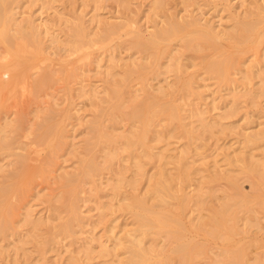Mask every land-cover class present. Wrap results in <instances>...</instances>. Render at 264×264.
Here are the masks:
<instances>
[{
  "label": "bare ground",
  "instance_id": "6f19581e",
  "mask_svg": "<svg viewBox=\"0 0 264 264\" xmlns=\"http://www.w3.org/2000/svg\"><path fill=\"white\" fill-rule=\"evenodd\" d=\"M24 1L25 0H0V44L4 45L6 48V53L0 56V58L3 57L5 59L7 55L17 56L14 62L0 64V103L6 95L5 93L8 90L7 87H11L12 90H17L18 84H26L28 86L27 91H29L30 96H32L38 89L40 91L41 87L50 86L54 81L58 80L56 77V80L53 81L55 78H52V72L51 75H46L48 71L46 74H42L40 77L38 76V79L37 77L31 79L30 76L26 75L30 69L40 68L46 61L45 59L37 58L39 54L44 53L47 49L43 38L45 32L52 36V44H58V46L63 44L64 48L59 47V49L65 50L69 54L82 52L84 49H89L92 45L100 46L109 39H112L114 35H122L123 33L129 38L122 41L119 45L120 47L125 45V47L133 49L136 52L149 51V54L154 55H157V52L161 50L160 44L170 42L173 39L184 41L185 48H197V50L204 48L220 50L229 43L237 46L236 50L238 53L223 57H212L207 61V72L211 76L218 78L222 84L232 85L234 90V100H230L229 98L223 99L225 100V108L222 113H219V118L210 115V109L219 108L215 102L216 97L210 102L212 108L202 109L199 107L200 101L203 100L205 96L204 93L196 90L194 81L192 80L184 84L185 92L182 97L180 99H172L171 101L160 102L158 98L161 99V95L154 94L147 89L151 86L148 83L147 85L144 84L136 87L128 91V94L133 93V101L124 99L122 104L110 113V125L108 127L111 130L107 131L102 145L104 161L101 163L97 158L93 159L87 171V182L93 184V189H99L97 184L98 179L96 177L105 174L106 170L114 171L113 165L118 162V159H121L120 157L123 156V152L125 151L129 153L128 157L133 162L134 173L131 177H127L124 174V170L121 169L117 171L119 175V177H116L117 179L110 177L113 191L111 199L113 200L114 198L121 197L120 195H122V193L119 192V189H121L123 185L131 186L133 189L138 188L140 181L142 182V179L147 173V162L143 159L144 155L149 156V158L157 157L160 160H165L150 175L148 187L142 195L127 193L121 197L122 203L124 202V205H121L122 207L126 209H133L136 207L139 209L134 216L133 227L125 229L123 235H118L116 229L119 226L112 225L110 229L112 235L108 236L107 240H103L102 235L99 237V248L96 249L91 245V243L97 239L95 233L97 226L108 216L107 211L108 208H110L108 207V203H113L110 201H98V216L95 218L92 215L89 218L92 227L91 230H89L90 234L88 240L82 245V250L80 251L71 248L76 241L80 239L78 234L80 235V233L84 231L87 222L86 219L88 220V217H86L82 211V206L71 200L67 202V195L70 193V187L78 175L77 172L68 171L63 174V181H61V184L57 181V183L60 184V190L53 194V196H48L49 199L47 198V200H45L55 212L53 215L49 216L37 215L35 209H33L32 206H28L30 205L29 202L26 201L28 202L26 203L24 201L27 199L28 196L26 197V195L30 191L29 185H26L24 181L29 171V159L26 155L21 152L18 153L20 156L17 154L16 161L19 164L16 162L14 163L17 164L15 166L21 167L15 169L16 171H14L13 168L12 170L14 172H10L11 174H8V170L7 176H4L6 180L4 182L2 181L3 183L0 185V238L20 236V228L22 226H27L30 227L28 233L29 237L32 235V237L37 239L40 235L35 233V228L37 229L38 226H46V233H48L46 235L47 238H43V236L37 239L39 240L38 242L42 244V248H40V264L48 263V253L56 250L57 245H60L68 239H70L68 243H64L63 246L67 248V257L69 260L78 259V254L82 252L91 259L94 252L98 251L99 253H104L105 256H119V264H174V259L176 257L181 258L183 264H190L194 247L189 238L184 234V231L187 229L186 226L183 224L181 218L173 213L172 208L177 207L183 212L193 203L195 209H200V211H202L205 208V202L213 193V188H207L206 183H204L205 179L199 182L197 193L190 194L187 191V187L193 184L194 172H196V169L198 170L195 165L196 159L192 160L189 156L192 148V141L200 136L203 137L204 132H211L212 134L217 127H222L223 130L236 127V125L226 124L223 121L229 118V116H233L232 114L235 113L234 109H236L238 103L237 97H241L240 99L243 98L242 100L246 102L251 101L252 104H257L258 101L264 97V86L258 89L257 87H251V83L255 78L260 79L261 77L262 80L260 79V81L264 82V77H262L264 74L262 69V63L264 62V54H262V47L264 45V27L262 28V24L264 23V16L254 18L253 13H245L243 15L239 13L233 15V23L231 26L217 28L215 22L211 23L209 20L204 23L201 18L195 15H191L187 19H179L173 14L168 18L166 25H157L150 32V35L146 36L142 28L134 25L135 22L132 20L126 19L125 21L115 22L104 20L98 12V8L89 20L90 25L96 23L97 29L95 31H91L86 25L85 16L77 14L73 20H71V18L65 20L66 24L70 25V33L62 40L60 33H55V31H53V33L50 32L51 25L61 22V16L59 20H51V25H47V23H43V20H40L43 19L42 15L19 19L18 15H20V12L18 9L22 7ZM34 1H42V8H50L55 0ZM96 1H98V3L101 2V0ZM118 1L123 6H128L127 4L130 3V0ZM162 3L163 0H155L152 10L156 11L158 6H161ZM257 8L258 14H264V6L257 4ZM155 14H157V12H155ZM43 24L46 30L41 28ZM252 36L254 38L252 42H249ZM246 43L248 44L247 46ZM167 50L168 47L165 48L164 52H169L168 55H171L172 52ZM250 51L253 52L256 59L252 60L254 64L245 71L243 80L240 82L236 75L243 72V68L249 58L246 54ZM88 55L86 57H91ZM131 57V61L125 63L126 68L119 72V58L110 55L109 63L105 70L107 76L106 85L102 89L107 93L109 100L115 99L121 90L127 86V79L131 75L145 70L153 64V62L149 60L145 62L144 57H133V55H131ZM182 60L181 57L176 58L172 56L169 63L164 66L165 71L181 72L183 68ZM99 61L100 60H98V64L100 63ZM194 64L198 65L199 63ZM162 65H164V63H162ZM20 67H23L25 72L23 76L18 79V76H13L11 73L18 70ZM100 67H102L101 64H99V68ZM73 72L75 71L70 72L68 75L64 74V72H61V75H59V72L57 76L62 77L59 78L60 80L66 79V77L76 78L80 76L79 73ZM48 74H50V72H48ZM119 74L122 75L121 79H117ZM53 76L55 77V75ZM48 81L49 83L52 81L50 85L47 84ZM117 85L121 86V88L117 87ZM98 88V85H89V87H87V85H82L81 89L83 96L88 99H93L92 105L97 108L100 107L99 103L95 101L100 91ZM163 91L167 90L164 86H159V94H168V92L165 94ZM243 91L245 92L242 93ZM23 93L22 91V94ZM141 93L145 94L143 101L139 100ZM54 104L58 105L56 103ZM125 104L132 106L133 111L124 110ZM55 105L52 103L47 108L42 105L44 109L39 107L37 108L38 110H36L38 118L41 117L43 112L45 114L43 121L38 122V128L35 132L38 135V142L40 144H45L47 141L51 142L50 158L48 161L46 158L48 163H46V168L44 166V168L38 167V170L46 177H51L50 175L54 171L55 164H57V158L61 155L60 152H65L66 148H70L72 143L69 142L70 135L66 133V128L57 132L55 126L51 123L54 112H56ZM157 106H159L157 111L151 110ZM79 111L80 109L75 113L78 114L80 113ZM182 112H186L187 114L184 116ZM20 113H22V111ZM23 114H21V116ZM101 116L102 112L89 120L92 128H97ZM163 117L167 118V123L164 128L154 131L152 126L157 127ZM193 118L197 120L195 121ZM186 119H189V121L186 122ZM17 120H7L4 124H0V150L3 153H8L13 148V142L10 140L12 138L9 137V133L14 131V128H18L20 120H18V122ZM122 121H128L131 127V129L128 128L127 134L113 131V129L116 130L119 127L118 125ZM199 128L203 129V135L202 132L198 134L197 130ZM246 129H249V127ZM205 135L203 139L206 138ZM167 136H176V138L186 137L187 148H175L176 153H168L167 151H170V148L168 150H157L160 148L151 144L155 138L161 140ZM96 138L97 137H95V140ZM243 138L244 139H239L241 146L230 145L226 151L224 150L222 159L232 166V171L244 173L246 178L252 181L255 190L254 193L247 194L242 191L241 182L240 179L236 177V173L222 175L221 177L227 181L232 193L226 192L221 201V205L219 204L220 206L215 207L211 210L210 214H208L207 222L205 221L206 215L202 212H199V214L192 219L194 221L196 220L193 226L204 229L207 234L215 238L224 237L225 239H231L233 234L239 233L240 226L238 222L240 219H245L246 223L252 222L253 220L258 221L257 218L252 216L253 213L250 214L253 207L249 206V202L254 199L256 202L260 200L264 203V158L254 159L256 156L254 150L264 145V128L245 131L243 133ZM93 143L94 138L89 137L86 141L85 146H87V148L85 147V149H91ZM205 145L206 144H203V147L201 144L196 146L198 154H204L203 149L206 150ZM230 149H233L235 154H233ZM66 151L69 150L67 149ZM121 153L122 156H120ZM172 161L176 163L174 170L168 168V164ZM214 163L217 165L220 163V160L216 158ZM4 166L5 165L0 166V169L4 170ZM213 181L214 179L212 182ZM84 191L83 189L82 192ZM13 193L16 194V198L10 200L9 198ZM100 197L97 196L98 199ZM82 199L85 200V202L89 200L88 198ZM21 207L25 208L24 212H20ZM62 207L63 209L66 207L69 213L68 219H66L65 222H61L63 219L62 215L56 216L57 213L64 212V210L61 209ZM242 210L245 214L243 217L239 215V212ZM56 219L58 223H54ZM233 220L234 223L230 224ZM162 235H166L171 239L170 243L172 246L170 254L167 256L163 254L166 245L165 247L162 246L161 249H158L155 243L148 245L150 240H157L158 237ZM75 237H77L78 240ZM19 241L23 243V246L15 248L16 256H14V258L16 261H18L17 257L21 252L20 250H23L21 252V254L24 252L23 256L28 255V249L24 246L29 241ZM108 241H112L113 246L109 245ZM3 250L4 249L0 247V251L3 252ZM120 255H122V257H120ZM221 255L223 258L216 261L215 264H253L247 257L245 248L242 247H226L222 250ZM26 257L25 260L28 262V256ZM254 261L260 263L261 259L257 257ZM104 264L113 263L107 261Z\"/></svg>",
  "mask_w": 264,
  "mask_h": 264
},
{
  "label": "rangeland",
  "instance_id": "374dc122",
  "mask_svg": "<svg viewBox=\"0 0 264 264\" xmlns=\"http://www.w3.org/2000/svg\"><path fill=\"white\" fill-rule=\"evenodd\" d=\"M25 1L23 2L22 7L18 9L20 12V15H18L19 19L42 15L43 19L40 20H43V23H47V25H51V20H59V17L61 16V22L51 25L50 32L53 33V31H55V33H60L62 40H64L70 33V25L66 24L65 20L67 18H71V20H73L77 14H82L85 16L84 19L86 21V25L91 31H95L97 29L96 23H92L90 25L89 20L95 13V10H98V8V12L101 14V17L104 20L111 22L125 21L126 19L132 20L135 22L134 25L140 26L142 28L146 36H149L150 32L157 25H166L168 18L173 14L179 19H187L191 15H195L201 18L204 23L209 20L211 23L215 22L217 28L231 26L233 23V15L239 13L242 15L245 13H253L254 18H260L264 16L263 13L258 14L257 8V4L264 6V0H163L162 5L158 6L156 11L152 10L155 0H130V3H128V1V4L126 3L128 6H123L118 0H101L100 3H98L96 0H55L56 2L53 1L50 8H42V1ZM155 12H157V14H155ZM263 27L264 23L262 24V28ZM41 28L45 29L46 27L43 24ZM43 38L47 49L44 53L39 54L37 58L45 59L46 61L41 65L40 68L30 69L26 75L30 76L31 79L36 77L38 79V76L40 77V75L42 76V74H46L48 71L50 74L47 72L46 75H51L52 72V78H55L53 81L56 80V77L58 80L54 81L52 84V81H50V83L48 81L47 84H51V87L43 86L44 88L41 87L40 91L39 89L37 90L40 94L35 91V93L37 92L38 95L37 93H34L32 96H30L29 91H27L28 86L26 84H18L17 90H12L11 87H7L8 90L5 93L6 95L3 97V100L0 103V124H4L7 120L15 121L18 117H20L18 118L20 121L18 123V128H14V131L9 133V137L12 138L10 140L13 142L12 150H10L8 153H3L0 150V166L5 165V171L0 169V185L6 180L4 176H7L6 174L8 170L9 174L10 172L12 173L16 171L15 169L21 167L15 166L17 165L16 163H18L16 161L17 154L21 152L22 154L26 155L29 159V171L26 174L27 177L24 181L26 182V185H29L30 191L28 192L29 194L27 193L26 197H28L24 201L29 202L30 205L28 206H32L33 209H35V213L37 215L49 216L53 215L55 212L45 200H47L48 196H53V194L60 190V184L61 181H63V174L68 171L77 172L78 175L70 187L71 194L69 193L67 195V202L71 200L72 202H76L82 206V211L86 217H88V220L86 219L87 222L84 231L80 233V235L78 234L80 239L78 240V236V238L75 237L78 241H76L74 238L76 243L71 248H75L76 250L80 251L82 250V245H84L85 241L88 240L90 234L89 230H91L92 227L91 220L89 218L92 215L95 218L98 216V201L113 202L111 204L108 203V207H110L107 211L108 216L106 215L107 218L101 221L95 230L97 239L92 242L91 245L97 249L99 248V237L101 235L103 236V240H107L108 236L112 235L110 233L112 225L119 226L116 229L118 235H123L125 229L133 227L134 216L136 211L139 209L136 207L133 209H126L122 207L124 202L122 203L121 197L127 193H136L142 195L148 187L150 175L161 163L165 161L160 160L157 157L149 158V156L144 155L143 159L147 162V173L142 179V182L140 181L138 188L133 189L131 186L123 185L121 189H119V192L122 193V195H120L121 197L114 198L113 200L111 199L113 191L110 177H113L114 179L119 177L117 171H120L121 169L124 170V174L127 177H131L134 173L133 162L128 157L129 153L125 151L123 152V156L121 153V159H118V162L113 165L114 171L106 170L105 174L96 177L98 179L97 184L99 189H93V184L87 182V171L89 164L93 159L97 158L101 163L104 161L102 145L104 143L107 131L111 130L108 127L110 125V113L114 109L118 108L124 99H130L131 101L133 98V93L128 94V91L133 90L136 87L144 84L147 85L148 83L152 87L149 86L147 89H149L154 94H158L159 96L161 95V99L158 98L160 102L171 101L175 98L180 99L185 92L184 84L192 80L194 81V87L196 90L204 93L205 96L204 99L200 101L199 107L202 109L209 107L212 108V106H210V102L216 97L215 102L219 108L210 109L211 114H209L213 115L215 118H219V113H222L225 108V100L223 99L229 98L230 100H234V90L232 85H224L218 80V78L211 76L207 72L206 65L209 58L223 57L238 53L236 50L237 46L229 43L220 50H215L213 48L197 50V48H185L184 41L173 39L170 42H164L160 44L161 50L157 52V55H154L149 54V51L136 52L133 49L125 47V45L120 47V43L129 38L123 33L122 35H114L112 39H109L100 46L92 45L89 49H84L82 52L69 54L65 50L59 49V47L64 48L63 44L58 46V44L51 43L52 36L50 34L45 32ZM253 38L254 37L252 36L249 39V42H252ZM247 45L248 44L246 43V46ZM167 47V51L172 52L171 55H168L169 52H164L165 48ZM5 53V46L0 44V56ZM262 54H264V45L262 47ZM87 55L91 57L88 58L86 57ZM110 55H114L119 58V72L126 68L125 63L131 61V55H133V57H144L145 62L148 60L153 62V64L145 70L131 75L127 79V86L123 88L119 95L113 100H109L107 93L102 90L106 85L107 76L105 74V70L109 63ZM172 56H175L176 58L181 57V59H183V68L179 73L174 71L168 72L164 69V66L169 63ZM246 56H249V58L247 59V62L243 68V72H240L236 75L240 82L243 80L245 71L254 64L252 60L256 59V56L253 55L252 51L248 52ZM16 59L17 56L15 55H7L5 59L3 57L0 58V64L14 62ZM98 60H100L99 64L102 66L100 68ZM162 63H164V65H162ZM194 63L199 64L195 65ZM263 64L264 62L262 63V69L264 71ZM72 71L79 73L80 78L66 77V79L60 80L59 78L61 76H57L59 72V75H61V72H64V74L68 75ZM24 72V68L20 67L18 70L13 71L11 75L16 77L18 76V79H20ZM53 75H55V77ZM262 77H264V74ZM121 78L122 75L119 74L117 79ZM260 79L262 80L261 77ZM260 79L255 78L251 83V87H257L258 89L259 87L264 86V82H261ZM82 85H87V87H89V85L99 86L98 89L100 91L98 98H95V101L99 103V108L92 105L93 99H88L83 96V93L81 92ZM159 86H164L167 91L163 92H165V94L168 92V94H159ZM117 87L121 88V86L118 85ZM22 91L24 92V96ZM244 92L245 91L242 93ZM144 96L145 94L141 93L139 100L143 101ZM240 98L241 97L236 98L238 100L236 101L239 103V105L237 103L236 109H234L235 113L232 114L233 116H229V118H226L223 121L226 124H231L233 126L236 125V127L228 128L226 130H223L222 127H217L214 129L212 134L211 132L206 133L203 131V129L199 128L197 130L198 134H201L203 131L204 135L205 133L207 135H205L206 138L203 139L204 135L202 132L203 137L200 136L192 141V148L190 150L189 156L192 160L196 159L195 165L198 170L196 169V172H194L195 176L193 184L187 187V191L190 194L197 193V186L199 185V182L202 179H205L204 183H206L207 188H213V193L211 197L205 202V208L202 211H200V209H195L193 203L190 204V206L183 212H181L177 207L172 208L173 213L179 216L183 224L186 226L187 229L184 231V234L187 238H189L192 246L194 247L190 264H215L216 261L223 258L221 252L226 247L245 248L247 257L250 259L251 263L255 264L256 262L254 260L259 257L261 262L256 264H264L263 201L259 200L256 202L253 199L251 202H249V206L253 207V210L250 212V214L253 213L252 216L257 218L258 221L253 220L252 222L250 221L249 223H246L245 219H240L238 222L240 226V232L233 234L231 239H225L224 237L215 238L212 235L207 234L204 229L193 226L196 220H192L194 217H196V215L199 214V212H202L206 215L205 221L207 222L208 214H210L211 210H213L215 207L221 205V201L223 200L226 192L232 193L227 181L221 176L235 174L236 172L231 170L232 166L223 161V151H226L230 145L241 146L239 139H244L243 133L245 131H253L264 128V97L261 99L258 98L260 100L257 104H252L251 101H243V98ZM52 103L53 105H55L54 103L58 105H55L56 112H54V117L51 119V123H53L57 132L66 128V133L70 135L69 142L72 143L70 148H66V150L68 149L69 151L65 150L66 153L64 151L60 152L61 155L59 158H57V164H55L54 171L50 175L51 177H46L43 176V174L38 170V167L40 168L44 166L46 168L48 164L47 161L50 158L51 142L47 141L45 144H40L38 142V135L35 132L38 128V122L43 121L45 114L43 112L41 117L39 116L40 118H38L36 115V110H38L37 108L39 107L42 109H44V107L47 108ZM42 105L44 107H42ZM158 108L159 106L152 108L151 110L157 111ZM79 109L80 113L76 114L75 112ZM123 109L126 111H133L132 106H129L128 104H125ZM21 111L22 113H20ZM100 112H102V116L99 125L97 128H92L90 126L89 120L94 118ZM182 113L184 116L187 114L186 112ZM21 114L24 116H21ZM195 118H193V120L196 121L197 119ZM185 121L188 122L189 119H186ZM166 123L167 118L163 117L157 127L152 126V128L154 131L162 130ZM118 126L119 127L116 130L113 129V131L116 133L127 134L128 128L131 129L128 121H122ZM247 127H249V129H246ZM176 136H167L161 140H157V138H155L151 144L160 148L157 150H168L170 148L171 150L167 151L168 153H176L175 148H187L186 137L176 138ZM89 137L94 138V143L92 144L91 149L86 150L85 147L87 148V146H85V144ZM95 137H97L96 140ZM200 144L202 147L203 144H206V150L203 149L204 154H198L197 152L196 146H199ZM263 146L254 150L256 155L254 159L264 158ZM230 150L233 152V154H235L233 149ZM216 158L220 160V163L217 165L214 163ZM175 167L176 163L173 161L168 164V168L171 170H174ZM13 168L14 171L12 170ZM235 175L240 179L242 191L247 194H253L255 190L252 181L248 180L244 173L237 172ZM213 179L214 181L212 182ZM57 181L60 184L57 183ZM83 189L85 190L84 192H82ZM15 196L16 194L13 193L9 199L13 200L16 198ZM97 196L101 197L98 199ZM82 198H88L89 200L85 202V200ZM61 209L64 210V212H59L56 214V216L58 217L59 215H62L63 219L61 222H65L66 219H68L69 213L67 212L68 210H66V207H64V209L62 207ZM24 211L25 208L21 207L20 212ZM239 215L243 217L245 215L244 211H240ZM54 223H58L57 219L54 221ZM233 223L234 220L230 222V224ZM29 228L30 227L22 226L20 228V236H8L0 238V247L1 249H4L3 252L0 251V264H27L28 262V264H40V248H42V244L39 243V240L37 239H40L43 236V238H47L46 235L48 233H46V226H38L37 229L35 228V233L40 235V237H37V239L32 237V235L29 237ZM19 240L29 241L24 246L28 249V255L23 256L24 252L21 254L23 250H20L21 252L17 257L18 261H16L14 258V256H16L15 248L18 246H23V243ZM69 240L70 239L62 242L60 245H57L56 250L50 251L48 253L47 256L49 262L46 264H104L107 261L112 262L113 264H119V256H105L104 253H99L98 251L94 252L92 256L90 255L91 259H89L87 255L82 252L78 254V259L69 260L67 257V248L63 246V244L68 243ZM170 241V237L162 235L158 237L157 240H150L148 245L155 243L158 249H161L162 246L165 247L166 245L163 254L164 256H167L170 254V249L172 246ZM108 242L109 245L113 246L112 241ZM26 256H28V262L25 260L27 258ZM120 257H122V255H120ZM174 264H183L181 262V258L176 257L174 259Z\"/></svg>",
  "mask_w": 264,
  "mask_h": 264
}]
</instances>
